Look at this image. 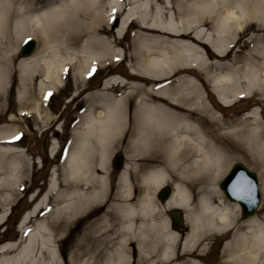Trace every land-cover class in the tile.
Masks as SVG:
<instances>
[{
    "label": "bare ground",
    "instance_id": "bare-ground-1",
    "mask_svg": "<svg viewBox=\"0 0 264 264\" xmlns=\"http://www.w3.org/2000/svg\"><path fill=\"white\" fill-rule=\"evenodd\" d=\"M245 24L254 41L232 52ZM261 28L264 0H0V94L19 43L36 37L38 48L17 68L24 108L44 111L41 122L49 118L42 100L59 90L70 67L81 77L101 68L110 73L123 61L129 67V80L109 77L90 94L82 128L65 150L64 187L52 171L46 191L30 198L33 207L20 218V239L0 243V264H264V221L243 219L217 184L242 145L264 158L262 112L228 119L217 112L240 96L264 100ZM125 40L127 48L119 49ZM16 131L0 130V143L19 142ZM15 145L0 146V201L9 195L1 186L20 180L18 158L7 159L21 150ZM117 147L134 162L124 165L109 199L105 177L92 171L105 173ZM167 184L169 196L158 201ZM46 200L52 204L44 210ZM175 209L184 229L169 217ZM0 210L2 222L8 208ZM57 236L71 242L64 263L55 253ZM213 236L224 239L217 260L225 259L202 261ZM130 243L137 249L132 261Z\"/></svg>",
    "mask_w": 264,
    "mask_h": 264
},
{
    "label": "rangeland",
    "instance_id": "rangeland-1",
    "mask_svg": "<svg viewBox=\"0 0 264 264\" xmlns=\"http://www.w3.org/2000/svg\"><path fill=\"white\" fill-rule=\"evenodd\" d=\"M36 1L40 5H46L51 0ZM249 22H253V26L256 27L257 23L255 19L249 20L247 24ZM247 24H245L242 27L241 32L236 35L234 41L235 47L232 52H234L236 49H240L243 42H246L248 44L253 43L254 40H251L250 38L248 40V36L252 35L253 32L251 30L252 27L251 29L248 27L246 28ZM257 35L263 37L264 39V33L262 31V28L257 32ZM31 38H33L37 42L38 48L39 40L36 37ZM23 40L21 41V43L23 42ZM21 43H19V46L21 45ZM127 45L128 40H125L124 44L120 46L119 49L122 50V48H127ZM19 46L16 49L14 70L12 72V75H10L7 79L5 90L0 94V130L6 131L8 129L13 130L15 128L17 129L15 134L20 135L19 142H3L0 143V146H12V144H16V149H21L16 151L12 150L14 151V154H9L12 151L7 152L9 154V157L7 158L8 160H11L12 157H17L19 160L18 175L20 177V180H18V182L15 183V185L11 188L1 186V189L7 190L6 193H8L9 195H7L5 199H1L0 201V209L8 208V214L7 216H5L3 222L0 224V243L17 241L18 239H20L21 233L18 229L19 219L24 213L28 212L29 209L33 207L34 201L32 202L30 198L33 195H37V199L46 191L52 171L55 172L56 176L60 181L63 179V155L65 153L67 142L74 135L76 129L80 130V128H82L80 126L82 120L81 112L83 111L85 105H87L88 99L91 98L89 97L90 94L101 88V84H103L104 80L108 79L109 77L114 76L120 77L122 80L125 81L129 80L127 76V74L129 73L127 61H123L120 64L117 63V65H112L114 69L110 73L107 72L106 68H101V70L98 71L96 74H88L83 77L77 74V69L75 70L74 75L72 67H70V69H68V73L65 72V74L63 75L59 90H52L42 100L46 107V110L48 111L49 116L46 123H43L41 122V116L44 114V111L40 110L39 113L36 114L33 113V111L31 112V110H29V107L31 106L24 108L25 105H23L24 100L23 98H21L20 91L22 87L20 86L19 80L21 72L17 68V62L21 58L18 55ZM242 49L246 50L248 49V47L245 46ZM61 52L63 53V51ZM64 70L62 68L61 71L63 72ZM24 95L25 94H23V96ZM258 97L259 96L257 94H254V96L252 95L251 98H246V96H240L232 105H222L221 108L217 110V112L218 114H221L225 119L243 117L252 110L257 111L259 116L260 112H262V114L264 115V100L260 103H255ZM32 98H34L40 103L39 99H37L36 97ZM210 100L214 102L215 98L210 96ZM35 121H38V123H35ZM77 121L79 123H77ZM262 121L264 122V118L262 119ZM73 122L74 125H72ZM53 145L56 148V152L54 155H51L50 147ZM257 152L259 151H254L251 149L248 150L244 145H242L239 151L229 158L227 170L234 163H242L250 171L256 174L259 182V191L261 199L259 207L252 217L259 219L260 222H263L264 207H261L264 206V193L261 191V184L264 177V158ZM118 154L123 157L124 165H130L134 162L133 159H130L128 157L124 149H118L117 147L114 148L112 152H110L106 163L107 168L105 173H103L100 169L97 168L92 171V173L97 177H105V184L107 187V189L105 187V190L106 194L109 195V199L119 190V173L121 171H118L112 165L111 162L112 157ZM138 162L139 161H137V163ZM129 179L132 181V187L134 188V190L136 189L137 191L139 185L135 175L130 174ZM220 179L218 180V183ZM69 183H72V180H68V182L65 184L69 185ZM63 184L64 183L62 180L60 182V189L64 187ZM167 186L171 187L168 184ZM218 189L220 190L219 187ZM5 190H3V192H5ZM133 193L134 191L132 192V195L136 196ZM222 196L223 198H225L223 193ZM103 201L104 200L102 199L96 201L95 203L100 204L103 203ZM16 203L17 205L14 206V204ZM51 204V200H48L47 204L43 207V209L45 210L46 206H50ZM102 210H105V208ZM35 218L36 219H32L28 223V227H33L36 223V220L40 219L38 217ZM180 227L184 229L183 222ZM72 235L73 233L71 234V237ZM71 240H73V237L70 239V241ZM70 241L63 245L60 236L56 237L54 249L56 255L60 260V263H64V261L69 257L71 251ZM210 242L212 243L211 246ZM210 242L208 245L212 249L208 251L207 258H201V260L212 263L211 261L217 260L218 255H220L217 249L222 241L213 236L211 237ZM128 250L130 259L132 261L137 257V249L135 243H130V245L128 246ZM224 259L225 258L221 257L217 261L221 262ZM215 263L216 262H214L213 264Z\"/></svg>",
    "mask_w": 264,
    "mask_h": 264
},
{
    "label": "water",
    "instance_id": "water-1",
    "mask_svg": "<svg viewBox=\"0 0 264 264\" xmlns=\"http://www.w3.org/2000/svg\"><path fill=\"white\" fill-rule=\"evenodd\" d=\"M35 45L34 40L27 39L21 47L19 54L21 56L31 54ZM113 164L117 169H120L121 158L115 157ZM219 186L228 199L239 203L243 216L252 215L258 207L260 195L257 188L256 176L241 163H236L231 167ZM167 195L168 189L164 188L160 191L158 197L163 200ZM170 217L175 226L181 221V214L178 211L172 212Z\"/></svg>",
    "mask_w": 264,
    "mask_h": 264
},
{
    "label": "flooded vegetation",
    "instance_id": "flooded-vegetation-1",
    "mask_svg": "<svg viewBox=\"0 0 264 264\" xmlns=\"http://www.w3.org/2000/svg\"><path fill=\"white\" fill-rule=\"evenodd\" d=\"M217 238V237H216ZM217 239H220L222 242H221V244L224 242V239H221V238H217ZM221 244L219 245V247H218V249H217V251L218 252H220V250H221V248H220V246H221ZM212 248L210 247V250H211Z\"/></svg>",
    "mask_w": 264,
    "mask_h": 264
}]
</instances>
